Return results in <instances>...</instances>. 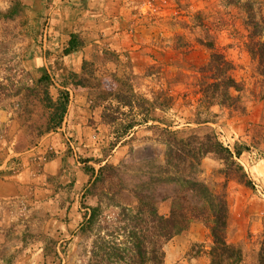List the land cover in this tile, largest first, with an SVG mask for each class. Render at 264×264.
Segmentation results:
<instances>
[{
    "label": "rangeland",
    "instance_id": "1",
    "mask_svg": "<svg viewBox=\"0 0 264 264\" xmlns=\"http://www.w3.org/2000/svg\"><path fill=\"white\" fill-rule=\"evenodd\" d=\"M252 1L264 20V0ZM244 20L226 0H0V264H141L139 244L151 259L145 264H211L204 223L165 240L148 217L137 218L135 192L152 166L165 165L167 130L184 138L214 134L225 147L242 149L241 170L210 154L198 177L226 195L227 241L242 251L241 264H258L264 77L248 52ZM72 35L83 46L66 55ZM211 41L234 66L240 110L201 102L204 80L214 82L201 72ZM44 70L55 98L69 83L71 103L62 127L39 136L47 112L34 86ZM71 73L79 75L74 83ZM57 154L61 171L47 176L44 167ZM107 165L117 172L94 184ZM167 189L154 197L161 215L172 208Z\"/></svg>",
    "mask_w": 264,
    "mask_h": 264
},
{
    "label": "trees",
    "instance_id": "2",
    "mask_svg": "<svg viewBox=\"0 0 264 264\" xmlns=\"http://www.w3.org/2000/svg\"><path fill=\"white\" fill-rule=\"evenodd\" d=\"M226 1L229 5L240 7L244 11V23L249 30L250 39L247 49L258 61L259 69L264 77V20L256 11L255 3L252 0ZM17 6L20 7L19 2L12 6L8 16L12 18L18 14ZM82 46L83 42L80 38L72 35L69 47L64 52L66 55H70ZM206 46L212 51V55L209 64L201 72L210 73L207 78L214 82L210 84L204 80L201 102L240 110V97L232 93V91H241L240 84L232 76L233 64L227 60L224 54L215 50L212 41ZM78 77L77 73H71L69 75L70 83H74L72 81ZM79 85L83 86V84ZM62 86L63 89H57L58 96L55 98L51 93L55 84L46 70L43 71L40 78L35 80L34 90L39 91V94L42 95L41 103L47 112L44 129L39 133V136L57 131L67 120L71 103V95L67 88L69 83L64 82ZM124 105L131 107L133 104L131 101H127ZM141 121L148 122V117ZM135 123H131L124 132L133 129L136 126ZM165 144V165L159 166V169L152 166L149 181L143 182V185L135 192L140 203L138 220L146 223L145 217H148L158 236L165 240H171L183 234L195 222L204 223L213 239L210 253L211 264H241L243 262L242 251L227 241L229 211L226 195L216 194L198 176L201 173L200 168L203 160L210 154L217 155L228 168L241 170L242 167L238 165L236 159H239L243 154L242 149L239 146H236L235 150L225 147L214 134L205 137L192 135L184 138L178 132L171 130L166 131ZM2 165L3 163L0 161V169ZM94 171V168H86V172L92 173V175H94ZM116 172L117 169L114 166H103L98 174L93 176L95 177L93 183H103L113 177V173ZM110 173L111 176L108 175ZM105 176H107L106 179ZM241 178L246 186L251 185V182L246 180L245 174ZM165 186L168 188L167 191H170L174 196L169 197L172 200L170 213L161 215L156 208L154 197L158 193V188ZM156 257L154 260L158 259ZM147 260L151 259L147 258L146 252L141 249L139 244V261L141 264H145ZM156 263L164 264L160 261ZM258 264H264V241L258 254Z\"/></svg>",
    "mask_w": 264,
    "mask_h": 264
},
{
    "label": "crops",
    "instance_id": "3",
    "mask_svg": "<svg viewBox=\"0 0 264 264\" xmlns=\"http://www.w3.org/2000/svg\"><path fill=\"white\" fill-rule=\"evenodd\" d=\"M242 159H243V157H242ZM62 161V158H61V156L59 155V154H57V156H56V159H54V160H52V161H49L47 164H46V167H44V170H46V172H45V174L48 176V175H50V176H53V175H58L59 173H60V162ZM3 165H5V164H3ZM3 165H2V167H1V169L3 168ZM7 166V165H6ZM5 167V166H4ZM0 169V170H1ZM10 170L12 169V168H9ZM81 173H82V171H80ZM2 192V191H1ZM2 195V194H1Z\"/></svg>",
    "mask_w": 264,
    "mask_h": 264
},
{
    "label": "built area",
    "instance_id": "4",
    "mask_svg": "<svg viewBox=\"0 0 264 264\" xmlns=\"http://www.w3.org/2000/svg\"><path fill=\"white\" fill-rule=\"evenodd\" d=\"M242 165H243V163L242 162H240ZM243 167H245L244 165H243ZM246 168V167H245Z\"/></svg>",
    "mask_w": 264,
    "mask_h": 264
}]
</instances>
